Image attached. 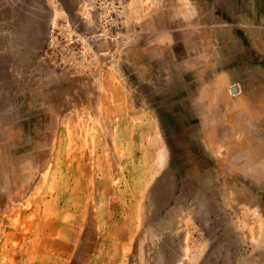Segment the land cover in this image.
<instances>
[{
    "label": "rangeland",
    "instance_id": "1",
    "mask_svg": "<svg viewBox=\"0 0 264 264\" xmlns=\"http://www.w3.org/2000/svg\"><path fill=\"white\" fill-rule=\"evenodd\" d=\"M246 20L234 0H0V264H264Z\"/></svg>",
    "mask_w": 264,
    "mask_h": 264
},
{
    "label": "crops",
    "instance_id": "2",
    "mask_svg": "<svg viewBox=\"0 0 264 264\" xmlns=\"http://www.w3.org/2000/svg\"><path fill=\"white\" fill-rule=\"evenodd\" d=\"M234 1L236 5V17L238 18V20H240L241 17L247 18L251 16V20L250 21L246 20L245 22L249 27L248 29H246V32L248 31L251 32L250 45L253 48L261 47L262 45L257 43V38L264 39V0H234ZM243 25H239V27H243Z\"/></svg>",
    "mask_w": 264,
    "mask_h": 264
}]
</instances>
